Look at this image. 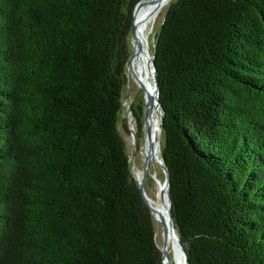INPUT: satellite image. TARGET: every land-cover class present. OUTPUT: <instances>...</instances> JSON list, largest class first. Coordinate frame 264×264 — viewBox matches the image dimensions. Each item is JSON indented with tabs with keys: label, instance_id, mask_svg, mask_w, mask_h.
I'll use <instances>...</instances> for the list:
<instances>
[{
	"label": "trees",
	"instance_id": "1",
	"mask_svg": "<svg viewBox=\"0 0 264 264\" xmlns=\"http://www.w3.org/2000/svg\"><path fill=\"white\" fill-rule=\"evenodd\" d=\"M140 0H0V264H162L118 130ZM160 156L187 264H264V0H171Z\"/></svg>",
	"mask_w": 264,
	"mask_h": 264
},
{
	"label": "rangeland",
	"instance_id": "2",
	"mask_svg": "<svg viewBox=\"0 0 264 264\" xmlns=\"http://www.w3.org/2000/svg\"><path fill=\"white\" fill-rule=\"evenodd\" d=\"M168 4H165L156 16L153 25H150L147 29V46L150 54L154 47L155 34L163 20ZM128 42L130 45V55L134 51L133 46V37L132 33L128 37ZM128 61L126 67V83L123 87L122 93V108L118 118V130L122 135L125 144L126 152L131 161V170L135 178H140L144 164H145V155L144 147L146 143L145 138V126H144V113H145V97H144V86L141 84L139 79H143L141 71H139L138 66L135 62V51L131 59V71H129ZM152 87V79L149 81ZM155 117L158 119V112L155 113ZM160 126V123H159ZM158 138V132L156 134V139ZM163 143V138L161 137L160 145ZM160 154V151H159ZM151 173H154L157 179L161 180V183L164 180V173L157 163L155 157L154 160L150 161L149 164V174L145 180V189L149 197L154 201L155 205L161 207V198L158 196V186L155 180L151 177ZM157 174V175H156ZM154 232L156 243L159 248L162 247L163 234L161 223L154 219ZM169 259L172 264V252L171 248L169 249Z\"/></svg>",
	"mask_w": 264,
	"mask_h": 264
},
{
	"label": "water",
	"instance_id": "3",
	"mask_svg": "<svg viewBox=\"0 0 264 264\" xmlns=\"http://www.w3.org/2000/svg\"><path fill=\"white\" fill-rule=\"evenodd\" d=\"M146 0H140L137 2V4L135 5L134 9H133V16H132V23H131V33H132V37H133V46H134V51L136 49L141 48V42H139L135 31H134V17L136 15V12L138 10V8L145 2ZM170 5V3L168 4V6ZM133 53L130 55L129 57V71H131V59L132 56L134 54ZM150 66H151V71H152V80H153V87H154V91L152 93V95L149 96V98H147L146 94L144 93V97H145V104H146V108H145V113H144V126H145V138L147 140L148 143V147H149V152H151V150L153 149V142H152V134H151V123H150V118H151V111H150V106L151 105H156L157 108V112L159 115V130H158V141H161V137H162V133H163V128H162V119H163V109L161 107L160 101H159V87H158V83H157V70L155 68L154 65V53H152L150 55ZM159 147V145H158ZM150 160H151V154L149 155H145V164H144V168L142 171V174L140 176V178H135L137 185H138V189L140 191L141 197L143 198V200L145 201L146 205L148 206L151 215L153 218L158 219L161 223V227H162V234H163V241H162V247L160 248V252H161V263L162 264H172L169 260H168V249H167V241L169 238H171L173 235L176 236L177 239V243L178 246L182 252L183 255V259H184V264H187V255L185 252V249L183 247V245L181 244L179 237L176 234H174L175 231V226H174V222H173V218H172V214L170 211V200H169V195H168V188H169V172L168 169L166 167V164L163 160V158L160 156L157 161L159 163V165L161 166L163 173H164V180L162 182V184H160V181L154 176L151 175V177L155 180V182L157 183L158 186V196L161 198L162 200V204L166 207V213H167V219H165L162 216L161 213V208L158 207L157 205H155L152 202L151 197L148 196L146 189H145V180L147 175L149 174V164H150ZM156 215H159V218L156 217ZM176 232V231H175Z\"/></svg>",
	"mask_w": 264,
	"mask_h": 264
},
{
	"label": "bare ground",
	"instance_id": "4",
	"mask_svg": "<svg viewBox=\"0 0 264 264\" xmlns=\"http://www.w3.org/2000/svg\"><path fill=\"white\" fill-rule=\"evenodd\" d=\"M171 0H146L137 10L136 15L134 17V31L135 34L141 42V48L135 50V62L138 66L139 71L142 73V78L139 79L141 84L144 86V93L146 94L147 98H149L150 95L153 93V80H152V87L149 83V81L152 79V71L150 66V52L147 46V35H148V27L150 25H153V22L160 12V10L163 8L165 4H169ZM151 111V134H152V142H153V149L151 152H149L148 143L146 140L145 147H144V155L151 154V160H154V157L157 161V159L160 157L159 151H160V141H158V138L156 139V134L159 130V123L158 119L155 117V113L157 112L156 105L150 106ZM159 145V147H158ZM150 160V161H151ZM158 163V161H157ZM154 175V173H151ZM157 175V174H156ZM155 176V175H154ZM161 183V180L158 179ZM154 203V201L152 200ZM155 204V203H154ZM159 207V206H158ZM161 213L162 216L167 219V213H166V207L165 204L163 206L161 202ZM156 217L159 218V215H156ZM155 219V218H154ZM159 221L158 219H156ZM160 222V221H159ZM174 234L176 232L174 231ZM171 248L172 252V260L174 264H184V259L182 252L178 246L176 236L173 235L171 238L167 241V249H168V260L169 259V252Z\"/></svg>",
	"mask_w": 264,
	"mask_h": 264
}]
</instances>
